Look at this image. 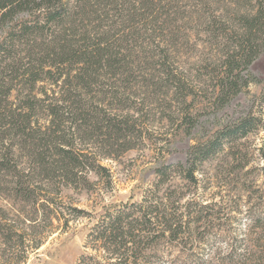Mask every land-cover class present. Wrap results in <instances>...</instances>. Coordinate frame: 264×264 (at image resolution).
Returning a JSON list of instances; mask_svg holds the SVG:
<instances>
[{"label":"trees","instance_id":"obj_1","mask_svg":"<svg viewBox=\"0 0 264 264\" xmlns=\"http://www.w3.org/2000/svg\"><path fill=\"white\" fill-rule=\"evenodd\" d=\"M191 42L205 76L180 60ZM263 52L264 0H0V264L91 215L74 194L113 191L105 161L154 146L156 180L101 207L76 264H264L258 97L217 116L261 82ZM191 77L213 96L205 119Z\"/></svg>","mask_w":264,"mask_h":264},{"label":"rangeland","instance_id":"obj_2","mask_svg":"<svg viewBox=\"0 0 264 264\" xmlns=\"http://www.w3.org/2000/svg\"><path fill=\"white\" fill-rule=\"evenodd\" d=\"M184 46L185 48L180 53V60L183 62L184 69L197 76H205L206 72L198 69V66H203L199 65L202 56L201 51L204 49L202 44L191 42L184 44ZM251 70L253 76L257 77L261 82L258 84L252 83L248 88L243 89L233 98L229 105L219 111L217 116L222 121L237 115V112L242 107H247L249 99L253 98V96L258 97L254 111L257 112L258 116L260 114L264 115V99H262L264 97V52L252 64ZM189 82L191 86L185 87L193 92V95L190 96V99H193L195 103L193 112L194 114H199L201 119H205L209 113L201 110L205 109L209 103V95L213 97L204 91V88L209 86H198V82L193 77L189 78ZM159 94L162 95L161 92ZM186 139L188 138L183 133L177 136L180 151L169 156V162L175 163L185 160L186 153L182 149L188 144ZM249 141L250 144H255L258 147L264 146V131L262 130L257 136L251 135ZM155 148L154 146L130 150L117 161H105V164L114 174L115 187L113 191L111 192L108 188L107 191L103 185H100L99 187L102 188L103 192V201H101V198L97 199L95 192L74 194L80 207L90 211L91 215L82 217L77 222H72L71 228L67 232H57L51 236L36 253L30 256L26 264H76L80 256L86 252L87 236L98 220L99 214L103 212L101 207L130 200L139 201L144 190L152 186L156 176L151 168L158 164L157 150ZM255 152L257 157L254 165L259 168L256 173V180L264 188V148ZM212 172L214 173V171ZM174 182H180V180L177 179Z\"/></svg>","mask_w":264,"mask_h":264}]
</instances>
